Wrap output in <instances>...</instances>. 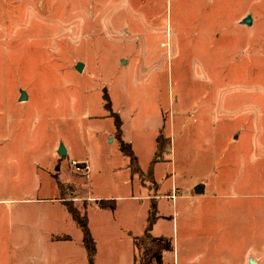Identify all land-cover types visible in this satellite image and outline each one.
Segmentation results:
<instances>
[{"label":"rangeland","instance_id":"rangeland-1","mask_svg":"<svg viewBox=\"0 0 264 264\" xmlns=\"http://www.w3.org/2000/svg\"><path fill=\"white\" fill-rule=\"evenodd\" d=\"M105 92L144 170L164 137L153 175L170 177L157 191L149 173L135 176L149 197L175 187L176 199L156 200L152 234L172 244L161 264L263 256L264 0H0V264H89L66 206L36 198L50 183L45 165L52 181L60 168L64 201L73 190L119 194L127 157L108 136ZM72 157L89 168L79 190ZM90 202L73 204L99 244L93 264H126L129 243L111 241L114 228H102L94 206L84 211ZM124 204L120 226L138 234L141 212Z\"/></svg>","mask_w":264,"mask_h":264},{"label":"crops","instance_id":"crops-1","mask_svg":"<svg viewBox=\"0 0 264 264\" xmlns=\"http://www.w3.org/2000/svg\"><path fill=\"white\" fill-rule=\"evenodd\" d=\"M112 109V108H111ZM113 111V110H112ZM114 112V111H113ZM116 113V112H115ZM117 114V113H116ZM111 116V115H110ZM112 118V117H111ZM113 123H114V121H113ZM121 127H122V124H121ZM122 132H123V129L121 128L120 129V134H117V132L115 131V125H114V127H113V129L111 130V133H109V137H111V141H118V146H119V139L121 138L122 140H124L125 142H128L130 145H131V143H130V141H126V139L125 138H123V136H122ZM157 135V134H156ZM157 137V136H156ZM156 137H155V140H156ZM57 146H58V142H55L54 143V145H53V148L55 149V151H56V149H57ZM156 150V142H155V149H154V154H155V151ZM120 151V150H119ZM133 151V150H132ZM67 152V151H66ZM123 153V152H122ZM134 154H135V151H134ZM154 154H153V156H152V158H151V160L153 159V157H154ZM123 155H125V154H123ZM126 156V155H125ZM136 157H137V161H138V155H135ZM127 157V156H126ZM72 159H77V160H82V159H78L77 157H72ZM84 160V159H83ZM84 161H86V160H84ZM60 162H61V160H60ZM151 162V161H150ZM157 162H159V161H155L154 163H152V168L154 169V165L157 163ZM167 162H171V161H167ZM87 163V162H86ZM138 164H139V162H138ZM149 165H150V163H149ZM148 165V168L150 167ZM48 165H45L44 166V168H42V170L44 171V173H45V177L49 180V182L50 183H46L47 185L46 186H48V187H46V186H44V188H42L41 189V191H47V193L44 195V196H41L40 197V199H38V198H36V200H42V201H47V202H49V203H53V204H62L63 202H64V199L63 198H61L60 196V189H58L60 186V182L61 181H65V179H61L60 177H59V173H60V168H57V166H54L53 167V169H56L57 170V172H56V179H54L53 181L51 180V178H50V176L48 175V170L47 169H45L46 167H47ZM123 167H124V177H125V179L123 180V184H122V186H121V189L119 190V194H106V195H103V196H100V195H98V196H93V195H90V194H87V195H85V194H82L81 196H79V195H75V192L76 191H74L73 190V196L70 198V199H73V200H71L72 202L74 201V202H76V201H79V200H81V199H84V200H88V201H91L90 202V204L88 205V206H85L84 207V211L87 209V208H89V207H91V206H94L95 207V210H92V211H95L98 215H99V220H100V218H101V220H100V223L102 224V228L107 232V226L109 227V226H112L113 228H114V230L112 231V232H114V234H113V236H112V238H111V241H114L115 243H116V241H118V242H123V241H125V240H127V242L129 243V245H130V252H131V255H130V260L128 259L127 261H126V264H134V259H133V252H132V249H134V246H133V243H132V237L133 236H138V234H141V233H143V231H144V227H145V225H146V213L144 212V205L142 204L143 203V200H145V199H151L152 197H154V196H152V197H149V196H147V195H142V190L140 189V188H138V186H142V185H140L138 182H136V178H135V176L136 175H138L137 173L136 174H134V173H132L131 172V170H130V167H128V157H127V161H125L124 163H123V165H122ZM140 166V165H139ZM141 168H142V166H140ZM87 168H88V164H87ZM148 168L146 169V170H144L143 168H142V170L146 173L147 171H148ZM170 176L168 175L167 176V178H169ZM88 178H89V168H88V174H87V177H84V176H78L77 174H71V178H69L70 180H71V183H73V185H76L77 187H78V190H79V185H80V183H81V180L83 179V181H85V182H87L88 181ZM167 178L166 179H163V180H161L162 182L165 180H167ZM152 179H153V181L152 180H150L151 182H153V183H155V189H157V191L162 187L161 186V181H157L155 178H154V175H153V172H152ZM56 187H58V188H56ZM175 187H174V184H171V188L169 189L168 187H167V189H164V191H166L167 192V190H169L168 191V194H163V195H158V194H156V196L154 197L155 199H151V200H155V202H156V200L158 199V197H163V198H171L172 200H174V199H176L177 198V196H176V194H175ZM203 193H198L199 195H204L205 194V186H204V184H203ZM91 190V188H89V191ZM58 191V192H57ZM135 192V193H134ZM174 197H173V196ZM37 197H39V196H37ZM30 199H33V198H30ZM29 198L28 199H26V200H30ZM98 200H104V201H110V200H114V208L113 209H109V208H101L99 205H98V203H97V201ZM125 201H130L131 202V204H132V206L130 207L132 210H134V212H136V214H139L140 212V214L141 215H139V219H140V221H141V224H140V227H142L143 229H142V231L141 232H139L138 234H136V233H132L131 231H128L127 229L129 228V225L128 224H126V225H124V227H121L120 226V217H121V213H122V208L123 207H125L126 205L124 204L125 203ZM64 204V203H63ZM62 204V205H63ZM74 206H75V204H73ZM77 206V205H76ZM139 207H140V209H139ZM77 208L80 210V208L77 206ZM139 210H140V212H139ZM81 211V210H80ZM82 212V211H81ZM83 213H85L86 214V217H87V226H88V229H90V232H91V235L93 236V238L95 237V234H94V230L93 229H91V226H90V222H89V220H88V215H87V213L86 212H83ZM120 216V217H119ZM47 218H48V223H57V219H56V215H55V213H54V215L52 214V216H46ZM72 218V217H71ZM37 220V219H36ZM157 220V219H156ZM155 220V221H156ZM105 221H106V223H105ZM155 221H154V223H155ZM102 222H104V223H102ZM144 222V223H143ZM153 223V224H154ZM128 225V226H127ZM78 227V226H77ZM130 229V228H129ZM152 229H153V225H152ZM152 229H151V234H152ZM80 232H81V230H80ZM82 235V234H81ZM152 235H154V234H152ZM59 236H63V237H61V238H66V239H69L70 238V235H65V234H63V235H54L53 237H51L52 239H61V238H59ZM154 236H161V235H154ZM95 239V238H94ZM80 240H81V238H80ZM95 241V244H96V251H95V256H96V254H97V252H98V248H99V244H98V242H97V240H94ZM81 244H82V242H81ZM84 246V245H83ZM115 247V246H114ZM115 251H116V249L114 248V249H112V251H111V255L113 254V253H115ZM118 253H119V255H120V252L118 251ZM95 256H93V257H95ZM114 257H115V254L113 255ZM111 256L109 255V258H110ZM116 258V257H115ZM250 258H252V260H253V262H254V264H264V255L263 256H261V257H258V258H256V257H247L246 258V264H248V262H249V259ZM30 261V263L32 262V263H34V261H32V258H31V260H29ZM36 263V262H35ZM153 264H157V263H153ZM173 264H176V263H173ZM178 264V263H177Z\"/></svg>","mask_w":264,"mask_h":264},{"label":"trees","instance_id":"trees-1","mask_svg":"<svg viewBox=\"0 0 264 264\" xmlns=\"http://www.w3.org/2000/svg\"><path fill=\"white\" fill-rule=\"evenodd\" d=\"M104 106L110 111V115L112 117V121H114L115 125V131L117 134H120L121 124L122 121L120 120L118 114L113 112L111 110L110 102L108 99L107 92L104 93ZM156 152L162 150L164 137L161 134V131L157 133L156 137ZM119 150L123 152L128 157V167H130V170L134 174H138V176H142L144 171L139 166L137 157L134 154V151H132L131 145L128 142H125L121 138L119 139ZM155 162V159H152L150 162V167L148 168V171L146 173H149V176L152 179V163ZM64 205L67 208V211L69 214H71L72 219L74 220L75 224L78 226V228L81 230V242L82 245L85 247L86 251V257L89 264H93V256L96 251V244L94 241L93 236L91 235L90 229H88L87 226V217L85 213H82L77 206L73 205L72 201H64ZM98 205L101 208H114V200L110 201H104V200H98ZM155 209H156V202L155 200H152V205L150 207V211L148 214V217L146 219V225L143 233L138 234V236L132 237V243L134 246V264H153L154 262L157 264H161L162 262V253L165 250H169L172 248V244L170 241H168L163 236H154L151 234V229L154 221L157 219L155 215Z\"/></svg>","mask_w":264,"mask_h":264},{"label":"water","instance_id":"water-1","mask_svg":"<svg viewBox=\"0 0 264 264\" xmlns=\"http://www.w3.org/2000/svg\"><path fill=\"white\" fill-rule=\"evenodd\" d=\"M241 23L243 24H246V25H249L251 23V15H246L245 17H243L241 20H240ZM83 66V63L82 62H77L75 67L77 70H80L81 67ZM20 96H19V100L20 101H24L26 99V93H24L23 90H20ZM56 153H58V155L64 157L67 155L66 153V149H65V146L62 142L59 143L58 147H57V150H56ZM203 184L201 183H198L195 187H194V193L195 194H198V193H203ZM249 262L250 264H254L252 258L249 259ZM31 264H34V263H31Z\"/></svg>","mask_w":264,"mask_h":264},{"label":"built area","instance_id":"built-area-1","mask_svg":"<svg viewBox=\"0 0 264 264\" xmlns=\"http://www.w3.org/2000/svg\"><path fill=\"white\" fill-rule=\"evenodd\" d=\"M69 163H70L71 168L74 169V171L80 173L81 175L87 176L88 168H87L86 161L77 160V159H71V160H69Z\"/></svg>","mask_w":264,"mask_h":264}]
</instances>
